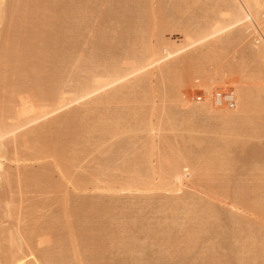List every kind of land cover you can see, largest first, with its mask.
<instances>
[{"label": "rangeland", "instance_id": "rangeland-1", "mask_svg": "<svg viewBox=\"0 0 264 264\" xmlns=\"http://www.w3.org/2000/svg\"><path fill=\"white\" fill-rule=\"evenodd\" d=\"M185 1L187 2L184 7L182 6L181 0H42L41 9H39L37 5H31L27 0L26 2L24 0V3H21L18 9V14L24 16L27 19V22L30 21L31 15L33 17V15L35 14L34 12L38 11L40 14L42 8L44 11L46 10L47 13L42 11V15L45 13L47 16L44 14L45 17H41L43 20L39 25L41 27V30L43 31L44 36L40 40L37 39L39 43L36 40L37 44L34 43L36 44L34 47L42 50V53H44L45 56L46 53L48 54L46 59V57L44 58L43 56L34 54L33 52V55H37V57H43L44 60L46 59V62L44 61L43 64H40L41 62H38L41 67L36 66V62L39 59L42 60L43 58L29 56L28 59L26 58V56H28V52L23 53V51L21 53H15L13 51L9 52L15 53V56L17 57H14V54L11 56L14 59L17 58V60L20 59V63H22L23 57L28 60L26 61L24 59L25 64L27 62L26 65L23 64L24 62L20 65L18 61V64L21 66L20 67L17 63H14L15 60H11V58H8L10 59V61H14L13 63L18 67L16 68L17 71H13L14 68L13 66H11L12 62H10V65H8L9 60L0 62V127L3 126L4 129L8 132L2 139H0V142L2 143L1 160L3 161L4 168H6L4 169L5 172H8L9 175L7 177V180L9 182L0 181V208L4 206L2 207V210L0 209V264H2L3 262V264H7V262L10 263L13 255H15V258H18L19 255H21L22 251L24 253H27V255L23 257V259L26 258L24 259L25 261L28 259V262H30L31 260L34 262H39L40 260V262L43 261L41 264H79L80 261V264H90V262L91 264H249L247 259H249L250 257H248V254L239 253V244L236 243V236L239 235L238 231L242 227L239 224H236L237 221H235V219L233 221L232 219L234 217L233 215L235 214L233 213L235 209L242 207L241 209H243V211L246 213L251 210L248 207H250L251 204H255L253 203L252 199L255 196V190L250 188V190L240 192L239 183L241 184L244 182V180L247 179L249 175L248 172H250L249 170H252L255 166H258L255 168H258V170L262 169V171L264 172V136H261L262 133L264 134V131L260 129L261 127H259L257 130H261V138L258 139L256 137H251L245 140L243 138V141H245V143L246 141L248 142L244 149H242L240 146H236L234 150L229 149L227 153V150L224 152L226 153V157L233 158L230 164L232 170L225 177H223L221 181L211 184L208 189H204L201 184H196V193L194 191V194L190 196L191 198L188 197L186 199H180L177 195H175L172 196L171 201L165 202L164 199L160 198L158 195L156 196L155 193H153L155 195L150 193V190L152 188L159 187L158 185L160 183L155 185V183L159 181V174L157 173L158 170L164 171H161V173L165 174L172 170V168L164 167V165L167 164L164 161L167 159L169 160V158L172 157L169 160L171 162V159L173 160L174 155L175 157L184 158L185 156L182 154H185L184 151L187 150L186 148L188 147H190L189 149L190 151L192 150V152L188 153L186 158H188L189 155L194 158V155H192V153L194 151H199L202 149L195 145L193 141H191L192 143H189V138L192 136L195 137V139H205L206 137L212 138L214 135L210 133L205 134L201 129L192 134L191 132L187 133L188 131H184L183 127L180 126L177 122L178 130L177 132H173V135L170 134V131L160 132L161 136L163 135L165 137H176L172 138V142H170L171 138L167 137L166 139H168V144L167 141H163L165 137H162L161 139L160 135H157L159 134L157 132L158 130L156 132L154 130V132L151 133V131L155 129L156 126H158L156 125V123H154V121H156L155 117H157V114L159 112L156 114L150 113L152 116L154 114L156 115H154V118H150L152 116H150L149 113H147L149 114V116L147 117H144V115H142V117L145 119V123L148 120L147 124L152 122H150V119H154L152 125L154 128L150 129L151 124H149V130H143L144 123L142 122V117H140V109H137L138 102H131L129 104V107H126L120 113H118V108L122 106V104H117V102H114L112 105H110V107L99 108L95 115L93 114L86 117L80 115L81 109L85 105L83 103L72 104L70 107L52 116L36 121H33L31 119V117L33 116L32 111H30V113L32 112V116L28 117L26 116V113H17L26 110L27 107L28 109H34L33 111L35 112L36 110H38L36 109V107L38 106L40 100L44 99L45 97V100H47L48 103L50 101V98H52V101L50 102L54 103L53 100L56 99L54 96L57 97L58 95L55 94L56 91H58V93H63V97L68 101L75 99L79 95L77 92L78 87L81 83H86L88 77L90 76V73L94 72L97 75L96 79H98L99 81L107 79V77L103 75L101 71L103 72V69L106 68L108 64L116 65L117 63L121 62L124 67H130L131 61L129 59L132 56H137L138 51L146 47L147 42L144 38V35L142 36L140 28L142 19L145 18L150 12L147 8L149 7V3H155L154 6L156 5L160 7L164 15L163 18L168 19V21H166L161 29L160 36L162 38L170 37L173 32L180 31L182 27H184L187 23H192L194 26L201 25L202 27L204 26V23H207L209 21V17H213L212 15H210V10L207 12L208 14L205 12L206 10L204 11L206 7L208 9H213V0H198V2L195 0ZM6 3L9 5V9L11 10L15 9L16 5H19L17 4V0H6ZM211 5L212 7H209ZM51 7L53 10L51 9ZM211 14L214 13L212 12ZM207 18H209L208 21ZM6 19V23L2 27H0V56L4 57L8 54V52L6 51V46L9 43L11 35H21L27 29L26 24H24L23 26H17L16 24H14L13 20H11L12 18L10 13L7 14ZM31 20L32 21L30 23L32 24V29L29 28L31 27L29 26V23L27 24V27L29 31L30 29L36 31L38 28H33V24L36 21H33V19ZM127 24L129 26H124ZM35 26L38 27V24ZM29 31L27 33L32 32ZM50 31L53 33V35L52 33H50ZM2 35L7 36H4L2 38ZM48 35H51L52 37ZM24 36L27 39L29 38V34H24ZM121 37L123 38L121 39ZM32 40L33 39L28 41H31V43L35 42V37L34 40ZM20 42V39L12 41L10 47H12V49L20 48V45L22 44ZM240 45L238 46L239 48L237 47L238 49L236 51H239L238 53H240V55L242 56H238V53L234 52V50H231L235 48L229 49V52L227 51L231 54V56L229 54H226V56L228 55L229 58H233V63H235L236 61H242L239 60V58L241 57H245L246 59V55L247 58L251 61V56H253L252 48L248 49V47H246L248 49L247 50L242 46V44ZM249 50L251 52V55L248 54ZM31 53L32 52H30V54ZM53 53H56V55L59 54L57 55L58 57L61 53V57L56 58V55ZM232 54H235V57ZM236 55L239 58H236ZM33 58L36 60V62H32V60H34ZM235 58L238 60H236ZM52 60L53 62H55V64L52 62ZM227 60L231 61L232 59ZM28 63L30 67L28 66ZM31 63H36V65H34L36 67V70H34L35 67H33L34 69L31 68V66H33L31 65ZM197 63H193L192 70H194V64H196L197 67L202 66V64ZM226 63H228H224V65H226V69L230 68V66L227 67L230 62ZM97 65H99L97 67L98 69L96 68ZM24 66L27 68V70H23L26 69L24 68ZM182 67H184V65L181 66V68ZM185 67L189 69L190 65H187ZM185 67L182 68V70H178V72H183V70L186 69ZM197 67H195V69ZM254 67L256 66L254 65ZM199 68L196 70L197 73H190L195 71H192L191 69H189L190 72L189 70L187 72L186 69L185 71L187 73L184 71L185 76L186 74H192V76L194 75L193 77H195V80H197L196 74H200L198 73ZM180 74L174 76L178 77ZM203 75V73L200 74V77L198 78L200 79V81H202L201 79H203V81L207 83V79L205 81L204 77L201 78V76ZM193 77H191L192 79L186 77V79L188 78L186 82H184L185 80L183 79L184 81L182 80V85L179 84L181 85L182 89H186L191 85V87L189 88V90L191 91H185L184 89L182 90V93H185L182 95H186L187 98L183 103L178 104L177 107L184 108V110L180 109L178 111L177 107H169L171 110L173 109V112L177 111V113L175 112L176 114H174V116H171V121L173 119H176L177 117L179 118L180 111H184L186 115H188V113L191 111L190 115H195L196 111L192 112V110H194L196 102L194 103L193 101L195 99H192L191 97H194L193 93H196L197 95L199 90L197 89L196 84H198L200 81L198 79V83L194 82L195 84L192 83L193 81L189 82L190 79H194ZM262 77H264V74ZM7 80H9V82ZM49 80L50 82H48ZM176 81L177 80H175V82ZM187 81L190 84L189 86ZM244 82H250L251 84V82L256 81L255 79L250 78L246 79ZM205 83L200 82L199 85L202 87ZM160 84V81L159 83L153 82L148 84V89H138V91L140 90V93L137 92L139 93L138 100L141 98L140 96L149 94L148 96H146L147 98L145 96V98H143L142 96V98L145 99L144 102H147L144 103L143 99L141 98L145 106L143 111H145L146 108L148 110L151 109L150 104L152 103L148 99L153 96L152 94L157 93V91H159L158 89H161L162 87L166 89V86ZM48 90L55 91V93H53V91H49L50 93L52 92L53 96H46V94L41 95L43 91L47 93ZM147 90L148 94L147 92H145ZM193 90H196V92ZM159 92H162V90H160ZM173 92L174 93H169V96L171 98L174 96L176 97V95L180 92V86H174ZM150 94L152 96H150ZM262 96H264V94ZM47 97L49 98L47 99ZM190 98L192 99V102ZM262 98L263 99L261 104L264 103V97ZM231 99L233 100V98ZM22 100H24L25 102H22ZM190 102L194 104H191ZM23 104H25V107ZM49 104L50 106H48ZM49 104L46 105L47 107H44L41 110L44 112L50 110L52 106L51 103ZM86 104L97 106V104H93L90 102H87ZM20 105L26 109H20ZM189 105H192V108H188L186 110L185 108ZM263 106L261 112L262 110H264ZM16 109H18L17 112ZM170 109L169 112L171 111ZM148 110L143 113H146ZM27 111L29 112V110ZM166 112L167 111H165V113ZM263 112L261 114H263ZM15 113L19 115H16ZM22 113L24 114V116ZM168 113H166V116L168 115ZM16 116H20L21 118L19 117L18 119L16 118ZM22 117H26V119H23ZM34 117L35 115L33 116V118ZM67 117V120L69 122L66 120ZM27 118H30L29 121ZM194 118L195 117L193 116L192 119ZM55 119H58V130L49 129L47 133V126L51 121L54 122ZM258 119L259 120L257 121L261 122V118ZM168 121H170V119ZM262 121L264 125V118L262 119ZM69 123L71 124V126ZM115 124H119L122 127L120 133L117 134L119 135L118 137L117 135L114 136L112 133V129ZM261 124L262 122L260 123V125ZM190 125L196 124L192 123ZM78 126L80 127L78 128ZM41 128L46 131H42ZM192 128L197 130L195 127ZM262 128L264 130V126ZM52 130L56 132L54 133ZM78 130L80 131L78 132ZM65 131L68 134L65 133ZM75 131L76 134L73 138V135L71 134L75 133ZM50 132L51 134H49ZM256 132V136L257 133L259 135V132ZM59 133L62 134L56 136ZM120 134L123 135L120 136ZM153 134L155 135L153 136ZM155 136L156 138H158L159 136L161 141H163V144H161V141L159 139H157L159 141L158 143L157 141L155 142ZM51 137H55L56 139H53V141L51 140ZM153 137L155 138L154 140ZM64 138L66 139L63 140ZM150 138H152V142L154 141L158 145L161 144V146H158V148L156 147L157 144L156 146L151 144ZM174 139L176 141H174ZM187 139L189 140L188 143ZM62 140L65 142H63ZM208 140L209 139H207L205 142L208 143L209 148L213 146H210L211 143H209L213 140L210 139V141L207 142ZM56 141H58V143H56ZM69 141L71 142L69 143ZM50 142L52 145L54 142L55 144L49 147ZM173 142L175 143L173 144ZM44 143L47 144L45 145ZM206 143L203 144L204 146H202L205 147L207 145ZM60 144L64 148L62 146L60 147ZM145 146L151 148L148 149ZM58 147V153V149H55V152H51V148ZM250 147L254 149H251ZM48 148H50L51 150V155H49V153H47L46 151ZM208 148L206 150H208L209 152H211L212 150L216 152L218 150H215L214 148L212 149L211 147L210 151ZM61 149L63 152H60ZM41 150L42 152H44L42 153ZM208 151H206L207 153L204 154H208ZM201 152H205V150ZM201 152L199 154H202ZM214 152L212 151L210 154H213ZM53 153H56L55 156ZM60 153L62 155H60L61 159L59 158ZM194 153L197 154V152ZM44 154H46V156L48 155V157H44ZM166 154H171V156H166ZM143 155L145 159L143 158ZM49 156L54 157L55 162L54 160H52V157L50 159ZM164 156L169 158L165 157V159ZM58 158L61 161H58ZM192 158L190 159L192 160ZM190 159H186L188 164H190ZM142 160L144 163V165H142L143 167H136L138 166V164L141 165L140 161ZM144 160H146V162ZM168 164L169 166L171 165L169 162ZM157 166H159V169L153 170V168H156ZM152 170L154 172H152ZM165 170L167 171L165 172ZM237 175L238 177H236ZM163 176L165 175L163 174L162 177L160 175L159 182H161ZM157 177L158 181L156 182ZM147 181L154 182L153 184L151 182H149L148 184ZM262 186L264 187V182ZM243 198L247 200L246 201L244 199L246 203L248 202L247 204L240 203L241 200V202L244 201ZM82 199L86 201H83ZM249 200L251 201L249 202ZM7 202L8 206L6 205ZM207 203L214 211H211V217L203 215V213H201L200 215H194L195 213L193 214V211L196 209V207L198 209L202 207L199 210H204L207 207ZM170 205L174 206V211H169L168 207ZM240 205L241 207H239ZM65 207L67 209H65ZM74 207L76 209H74ZM78 208H81L80 210H82V212ZM6 209L7 211L9 209L11 218L8 214H6ZM189 209L190 213L192 211V214H189ZM65 210L67 213H69L68 210L71 212V215H65L70 217V219L64 216ZM77 210L79 211V213ZM206 210L207 209H205V211ZM2 212L5 215H3ZM72 212L74 213V216H72ZM90 212H94L93 218H91V215L93 214H91ZM183 212L188 213L185 214ZM85 213H87L86 217L89 218L85 217ZM89 213L90 215H88ZM78 214H80V216H78ZM247 216H249L250 218L252 216L256 217V215H252L249 213L247 214ZM72 217L78 218L80 220L76 223L78 219L75 221L73 218V221ZM188 217H190V219ZM65 218L67 220H65ZM83 218L84 221L82 222ZM186 218H188L189 220H187ZM70 220L72 221L71 224H74L75 222L74 226L76 227L74 228L72 226L73 230H71L70 228ZM95 221L98 224L95 223ZM165 221L168 223V225L167 223L165 224ZM94 224L98 225L99 227L103 224V226H101V229L96 228L95 231V228L93 229V227L95 226ZM7 226L9 229L7 228ZM104 227L105 230L103 229ZM67 228L69 229V231ZM9 230L10 232H8ZM82 230L84 231L82 232ZM94 233L98 234H96V238L94 236ZM189 234L192 235V243L190 244V249L187 250L184 245V239ZM92 236H94L95 240L99 238L97 244L94 243L93 246L92 242L94 241V239H90L93 238ZM260 236V234L257 235V238L259 237L260 241L255 239L254 242L256 243L254 245H258L259 242L263 241V243H259L258 249L260 251L263 249L262 251H264V238L262 239V237ZM84 237L88 238L87 242L86 240H84L86 239ZM81 238H84V243L88 244H84V248ZM12 240L14 242V245L17 242V246L19 245L20 247V250L17 251V253H15L17 249H15V251L13 249L11 250V248L14 247V245L13 247L11 246ZM161 240H163L164 242H161ZM94 245L96 247H99L97 248L98 250ZM66 246H68L69 248H67ZM71 246L75 250L72 249ZM87 246H89V249H87ZM100 247H102L103 250H99ZM38 248L41 250H39ZM83 249L87 250V252H85ZM93 249H95V251ZM90 250L93 251L91 252V255L94 256L93 258L90 255ZM99 251H101V255L100 253H98ZM73 252L76 253V260L74 259L75 257L73 255ZM49 253L52 255V258L50 257ZM92 253H96L98 256H95V254ZM54 254L57 257H55ZM68 257L70 259L69 261ZM86 257L89 258L90 262L87 261L88 259ZM259 261L261 262V264H264V259H257L256 264H260Z\"/></svg>", "mask_w": 264, "mask_h": 264}, {"label": "bare ground", "instance_id": "bare-ground-1", "mask_svg": "<svg viewBox=\"0 0 264 264\" xmlns=\"http://www.w3.org/2000/svg\"><path fill=\"white\" fill-rule=\"evenodd\" d=\"M23 1L24 0H17V4H19V5H16L15 9H12V10L8 9V13L11 14V18H12L11 20H13L14 24H16L17 26H23L24 24H26V28L27 29L25 28L26 31L23 34H21V35H19V34L18 35H13V36L11 35L9 43L6 46V51L8 52V54L5 57L4 56H0V62H4V60H6V61L9 60L8 61L9 63L7 62L8 65H10V62H12L11 66H13V68H14V70L12 69L13 71H15L16 68H18L14 63L18 64V61L20 60V59L17 60V58L16 59L12 58L11 55H13V54H14L13 55L14 57H17V56H15L16 52H20V53L22 51H23V53H27L28 52V56H26V58H28V59H29V56H34L36 58H43V57L45 58L46 57V59H47V54H48V53H46V56H45L44 53H42V50L37 49L36 47H34L37 44L36 40L37 39L40 40L44 36L43 31L41 30V27L39 25L41 24V22L43 20L41 17H43V16L45 17L46 14L44 13L45 15L44 14L42 15V13H43L42 11H44L43 8H42V11H41L40 14H39L38 11L34 12L35 13L34 14L35 17H34V15H33V17L31 15L30 21L27 22V19L24 16H21V15L18 14L19 6L21 5V3H24ZM27 1L31 5H35V6L37 5L38 8L41 9V5H42L41 1L42 0L41 1L40 0H27ZM181 1H182V6L185 7V4H186L187 1H185V0H181ZM195 1L198 2V0H195ZM25 2H26V0H25ZM120 4H121V2H120ZM154 4L149 3V5H148L149 7H147V8H148V10L150 12L141 21L140 30L142 32V36L144 35V38L146 39V42H147L146 43V47L144 49L139 50L138 53H137V56H132L129 59L131 61L130 62V67H124L121 62L117 63L116 65L108 64L106 66V68L103 69V72L101 71V73L103 75H105L107 77V79H103V80L99 81L98 79H96L97 75L94 72L90 73V76L88 77L86 83H81L80 86L78 87V89L76 88L79 95L75 99H73L71 101H68L66 98L63 97V93L60 92L61 93L60 94V93H58V91H56V93H55L54 90H48V92L46 91L47 93H45V91H43V93H41V95L46 94V96H48V95L49 96H53L52 92L50 93L49 91H53V93H55L56 95L57 94L59 95V96L57 95V97L54 96L56 98V99L53 100L54 103L50 102V101H52V98H50L49 103H51V106H52L50 110L45 111V112L41 110L42 108L47 107L46 105L49 104L48 101L45 100L46 97L44 95L45 98L40 100L38 106L36 107V109H38V110H36L37 112L36 111L34 112L33 111L34 109L33 110L31 108L28 109V107H27V109L23 108L21 105H20L21 106L20 109H26V110L17 112L18 109H19L18 108V109H16V112L19 113V114H21V112H23L24 114L26 113L27 117L35 115V117L33 118V116H32L31 119L33 121H36V120H40V119H44V118H47L49 116H52V115H54V114H56V113H58V112H60V111H62L64 109L70 107L72 104L83 103L85 105L81 109L80 115L86 117V116L93 115V114L95 115V113L99 110V108H102V107L103 108H108V107H110V105H112L114 102H117V104H122V106H120L119 108L117 107L118 108V113H120L126 107L128 108L129 104L131 102H138L137 109H140V113H141L140 117H142V115H144V117H147V116H149L150 113H155L156 114V113L159 112L157 114V117H155L156 116L155 114H154L155 116L154 115L152 116L150 114V116H152L150 118H154V117L156 118V121H154V123H156V125H158V126L155 127V129H153L151 131V133H153L154 130H155V132L158 130L157 132L159 134H157V135H160V132H162V131L163 132L164 131H170L171 133L170 132L169 133L171 135H173L172 133L173 132H177V130H178L177 129L178 128L177 122H178L179 125L183 127L184 131H188L187 133L191 132V134H192V133H194V132H196V131L201 129V130H203V133H205V134L206 133H210V134L214 135L215 137L214 136L212 138L211 137L210 138L206 137L205 139L206 140L209 139L207 142H209L210 139L214 141V143H213V141H211L209 143H211L210 146L213 145V146H211L212 149L213 148L215 150L218 149L216 152H214V150H212L214 153H217V154H214V153L210 154L212 152L211 149H210L211 147L208 148V143L205 142L206 141L205 139H195V137L191 136L189 138L190 142L187 139V143L188 142L192 143L191 141H193L195 145H197L199 148L202 149V150H199L200 152L204 151V150H205V152H201L202 154H199L200 153L199 151H194V152H197V154H199V155H197L196 153L193 152L192 155H194V158H192L191 155H189L188 158H186L188 153L192 152V150L190 151V149H189L190 147L186 148L187 150L184 151L185 154H182V155H184L185 156L184 158H186V159H190V158H192V160L194 159L193 161L190 159V164H188L187 160L184 159L183 157H175V155H174L173 156V160L171 159V162H170L169 160H170V158H172V157H170L171 154L170 155L166 154V156L168 155L170 158L164 156V158L165 157L169 158V160L168 159L165 160L166 158L164 159L165 160L164 162L167 163L166 165L168 166L167 167L166 165H164V167L172 168V170L169 169L170 171L168 173H166V174L165 173H161L162 170L161 171L158 170V172L156 171L159 174L158 175L159 176V181H160V175H161V177H162L163 174L165 176H163V178L161 179V182L158 181V177H157L156 182L157 181L158 182L155 183V185L160 183L158 185L159 187L152 188L150 190V193H152V194L155 193L156 196L158 195L160 198L164 199L165 202H168V201H171L172 200V196H175V195H177L178 198H180V199H186L188 197L191 198L190 196L192 194H194V191L196 193V190H195V188L197 187L196 184H201V186H203L204 189H208L211 186V184H213L215 182H218V181H221L223 179V177H225L232 170L230 164H231L233 158L225 156L226 153L228 152V150L229 149H233L234 150L236 146H240L242 149H244L248 142L246 141V143H245V141H243V138H244V140L248 139V138H251V137H256V138L259 139V138H261V136H264V134L261 132V130L264 131L263 128H262L264 126L263 125V121H262V119L264 118V112H263L264 110H262L263 114H261L262 113L261 109H263L262 106L264 105V103L261 104L262 103V99H263L262 97H264V96H262L264 94L263 93V91H264L263 90L264 89L263 88L264 87V77H262L263 74H264L263 73L264 72V23H262V22H264V9H262L261 7L258 6V5L264 4V0H213V4H214L213 5V9H210V8L208 9L207 7L204 9V11L206 10L205 11L206 13L210 10V15L213 16V17H209L210 19L207 18V21H208V19H209V21L208 22L206 21L207 23H204L203 24L204 26H202V27H201V25L200 26H198V25L194 26L192 23H187L184 27H182V29L180 31L173 32L172 35L170 37H168V38H162L160 36L162 26L166 23V21H168V19L167 18H163L164 15H163V12L161 11L162 9L160 7H158V6H156V5L154 6ZM179 6H180V4H179ZM179 6H177V7H179ZM209 7H212V5L209 6ZM70 8H72V7H70ZM51 9H52V7H51ZM44 12H46V10ZM50 12H52V11H50ZM179 12H182V11H179ZM212 12L214 14H211ZM36 13H37V16H36ZM31 19H33V21H36L33 24V28L34 27L38 28L37 29L38 31L37 30L36 31L35 30L34 31L31 30L32 29V24L30 23L32 21ZM6 20L7 19L5 18L4 20L0 21V27H2L6 23ZM28 23H29V26H31V27H29V28H31L30 31H29V29L27 27ZM37 24H38V27L35 26ZM124 26H129V25L127 24V25H124ZM28 31L29 32L32 31V32L31 33H27ZM52 31H53V29H52ZM36 32H38V33H36ZM56 32H58V31H56ZM50 33H52V32L50 31ZM24 34H26V35L29 34V38L30 39L29 38L28 39L25 38ZM52 35H53V33H52ZM4 36L6 37L7 35H2V38ZM45 36H46V34H45ZM48 36H51V35H48ZM34 37H35V40H34ZM122 38L123 37H121V39ZM19 39L21 40L20 43H22L20 45V48L12 49V47H10L11 42L19 40ZM31 39H33L35 41V42H32L33 44L31 43V41H28V40H31ZM37 42L39 43L38 40H37ZM34 43H36V44H34ZM240 44H242V46L245 49H247L246 47H248V49L252 48L253 56H251L252 57L251 61L247 58V55H246V59L248 61L245 59V57L244 58L243 57H241V58L238 57V56H242V55H240V53H238L239 51H236L239 48L238 46ZM243 44L246 45V46H244ZM31 45H32L33 48L31 47ZM231 48H235V49H231ZM229 49L234 50V52L238 53L239 55L238 56L236 55L237 56L236 58H239V60H242V61L238 62V61H236L238 59L235 58L236 62L233 63L234 62L233 58H231V57L229 58L228 55L226 56V54H229L231 56V54L228 53ZM11 51H13L15 53H9ZM30 52H32V53L30 54ZM33 52H34V54H37V55L39 54V55H41L43 57H37V55H33ZM250 53L251 52L249 50L248 54L251 55ZM53 54L56 55V53H53ZM57 55H59V54H57ZM57 55H56V58L61 57V53H60L59 57ZM232 55L235 57V54H232ZM48 57H49V55H48ZM8 58H11V60L12 59L15 60V62L14 61H10V59H8ZM44 58L42 60L39 59L37 62L33 58L34 60H32V62L33 61L36 62L37 65H36V63L35 64L31 63V65H33V66H31V68L34 69L33 68V67H35L34 65L40 66L38 62H41L40 64H43L44 61L46 62V59L44 60ZM24 59L25 58L23 57V59H22V63L24 62L23 64H25V60H26V59L25 60ZM52 59H53V55H52ZM227 59H230V60L232 59L231 60L232 63H231V61H228ZM54 60H55V58H54ZM59 60H61V59H59ZM26 61H28V60H26ZM48 61H49V59H48ZM20 62L21 61H19V63ZM29 62H30V60H29ZM52 62H53V60H52ZM52 62H49V63H52ZM55 62H56V60H55ZM55 62H53V63L55 64ZM194 62H196V63L198 62V63L202 64V66H199L201 68L197 67L196 64H194V66L197 67V68L195 69V67H194L195 71L192 70V68H193L192 65H193ZM226 62H230V64L227 65V67L230 66V68H228L229 70L226 69V65H224V63L228 64ZM22 63H20V65ZM26 64H27V62H26ZM253 64L256 67H254ZM20 65L18 64V66H20ZM183 65H184V67L187 66V65H190L189 69H191L194 72H190V70L187 67H185L187 69V72L189 70L190 73H197L196 70L199 68L198 73H200V74L203 73L205 75V76L204 75L201 76V78L204 77L205 81L207 79V83H205L203 81V79H201L202 81H200V79L198 78V77H200V74L199 75L196 74L197 80L199 79L200 82L205 83V84H203L204 88H203V86L201 87L199 85L200 82L198 83L197 80H195V77H193L194 75L192 76V74L191 75L190 74H188V75L186 74V76H185V72H186L185 70L186 69H184L183 72L181 71L182 73L178 72V70H180V69L182 70V68H184V67L181 68V66H183ZM28 66L30 67L29 63H28ZM98 66L99 65H97L96 68ZM24 68H26V67L24 66ZM21 69H23V68H21ZM224 69H226V70H224ZM23 70H27V68L23 69ZM34 70H36V67H35ZM177 74H180V75L178 77H176ZM174 75H176V76H174ZM184 76H185V78H184ZM186 77H188V78L193 77L194 78L193 80H191L192 79L191 78L190 81L189 80L188 81L189 82L193 81L192 83H194V82L198 83L196 85H197V89L199 90L198 93L201 96V100L197 101L196 96L198 95V93H197V95H196V93H193V91L196 92L197 89L192 91L194 97H191V98L196 100V101L195 100L193 101L194 103L196 102V104L194 106L195 107L194 110H192V112L196 111L195 115L193 114V116L195 118L192 119L193 116L190 115L191 111L188 113V115H186V113L184 111L183 112L180 111L179 112L180 116L177 114L179 116V118L177 117L176 119H173L171 121V116H174V114H176L177 111L173 112V109L171 110L170 106H173L172 108H174V107L176 108L178 104L183 103L186 100V98H187L186 95H182V94H185V93H182V90L184 88L183 89L181 88L182 80L184 79L185 81L184 80L183 81L186 82V80L188 79V78L186 79ZM232 77H234V78H232ZM237 78H239V79H237ZM250 78L251 79H255L256 82H251V84H250V82L249 83L248 82H246V83L244 82L246 79H250ZM172 79L173 80L175 79L177 81L175 82V80L173 81ZM10 80H12V79H10ZM7 81L9 82V80H7ZM159 81H160L161 84H163V86H166V89L164 87H162L161 89H158L159 91L162 90V92L157 91V93L152 94L153 96L150 94V96H152V97L149 96L150 98L148 100H150L151 103H152V104H150L151 105V109L148 110L146 108L145 111L148 110V111H151V112L147 111L146 113H143V112H145V111H143L144 107H145L144 104H143L145 99H143V98H145L149 94H148V90H147L145 92H147L148 95H144L145 97L142 95L143 98H142V96H140L143 99V102H142L141 98L138 100V94L140 93V90L138 91V89L139 88H142V89L145 88L146 89L148 84L153 83V82L159 83ZM48 82H50V80ZM189 82H188V86L190 85ZM45 83H46V81H45ZM179 84H181V85H179ZM176 85L180 86V92L176 95V97L174 96L175 98L174 97L171 98L169 96V93H171V92L174 93L175 92V91L173 92V90H174V86H176ZM190 87H191V85L189 87H187L188 89L186 88L184 90L187 91V90H189ZM201 88H203V89H201ZM175 89H176V87H175ZM189 91H191V90H189ZM201 91H203V92H201ZM137 92H139V93H137ZM149 92H150V90H149ZM228 93H229V95H228ZM136 94H137V96H136ZM48 98L49 97H47V99ZM191 98H190V100L192 102ZM231 98H233V100ZM28 101H29V99H28ZM22 102H25V101L22 100ZM87 102H90V103H93V104H97V106L87 105L86 104ZM145 102H147V101H145ZM194 103H191V104H194ZM23 105L25 107V104H23ZM48 106H50V104ZM149 108H150V106H149ZM177 108H178L177 109L178 111L180 109L184 110V108H181V107H177ZM188 108H192V105L191 106L190 105L187 106L185 109L187 110ZM169 109L171 110L170 112H169ZM27 110H29V112ZM141 110H142V112H141ZM30 111H32L33 114H32V112L30 113ZM165 111H167L166 113L169 112L168 115H170V116H168V115L166 116ZM147 113H149V114H147ZM19 114H16V115H19ZM24 114H23V116H24ZM262 115H263V118H262ZM20 116H22V115H20ZM20 116H16V118L19 119ZM164 116L169 118L170 121H168L169 119H167ZM187 116H189L190 119ZM201 116H203V117H201ZM259 116H261V117H259ZM70 117H71V115H70ZM258 118H261L260 119L261 122H262L261 125H260L261 122L257 121V120H259ZM23 119H26V117H24ZM27 119L29 121L30 118H27ZM67 119H68V117L66 118V120ZM96 119H98V118H96ZM142 119H143L142 122L144 123L143 130L148 131L149 130L148 127H150L149 124H151L150 129L154 128L152 126L154 119H152V120L150 119V122L151 121L152 122L148 123V124H147V122H148L147 118H146V120H147L146 123H145V119L143 117H142ZM158 119H159V121H158ZM57 120L58 119H55L54 122L51 121L48 126L46 125L48 127V129L45 128L47 131L41 128L42 131L44 130V131H46L48 133L49 129L58 130L59 123L57 122ZM66 120H65V122H66ZM157 121H158L159 124L157 123ZM192 123L196 124V125H190ZM119 124H115V126L112 129L113 130L112 133H113L114 136L119 134L121 129H122V127L120 126L121 124L120 125ZM107 125H108V123H107ZM70 126H71V124H70ZM79 127L80 126H78V128ZM192 127H195L197 130L193 129ZM259 127H261L260 128L261 130L257 131ZM64 130H65V128H64ZM80 130H78V132ZM256 131L259 132V135H258V133ZM53 132H52V134H53ZM255 132L257 133V136H256ZM7 133H8L7 130H5L3 126L0 127V139H2L4 137V135H6ZM65 133H67V132L65 131ZM44 134H45V132H44ZM49 134H51V132ZM60 134H62V133H59L57 135L55 134V135L59 136ZM75 134H76V131H75V133L71 134V135H73V138H74ZM260 134H261V136H260ZM121 135H123V134H120V136ZM154 135L155 134H153V136ZM118 136L119 135H117V137ZM162 137L164 138L165 136H163V135L161 136L160 135L161 139H162ZM167 137L168 136H166L163 141H167L168 140V139H166ZM51 138H50L51 140L56 139L55 137H51ZM78 138H80V137H78ZM155 138H156V136H155ZM155 138L153 137V140ZM160 138L158 136V138H156L155 142L156 141H157V143L159 142L157 139H159L161 141ZM170 138H171L170 142H172V140H173L172 138H176V137H170ZM65 139L66 138H64L63 140H65ZM151 139L152 138H150V141H151L150 143L156 146L157 143H155L153 141L155 143L154 144ZM69 140H71V139H69ZM163 141H161V144H163L162 143ZM174 141H176V140L174 139ZM51 142H50V146L48 144L49 147H51V146H53L55 144V142H54L53 145H52ZM63 142H65V141H63ZM70 142L71 141H69V143ZM56 143H58V141H56ZM59 143H60V140H59ZM167 143L169 144L168 141H167ZM174 143L175 142H173V144ZM205 143L207 145L205 147H203L204 146L203 144H205ZM61 144H62V142H61ZM61 144L59 145L60 147L62 146ZM161 144H159V145L157 144L156 147H158V146L160 147ZM232 145H234V146H232ZM1 146H2V143L0 142V181L2 182V181H8L7 177L9 175H8V172H5L4 169H6V168H4L3 161L1 160V154H2ZM145 147H147V146H145ZM42 148H44V147H42ZM147 148L150 149L151 147L150 148L147 147ZM164 148H165V146H164ZM207 148L211 152L206 150ZM250 148L254 149L252 147H250ZM48 149H49V152H48ZM48 149L47 150L45 149V150L47 151V153H49V155H51L50 154L51 150H50V148H48ZM51 149H52L51 152H53L55 149H58V151L56 150L57 153L59 152V147L58 148H51ZM42 150H41V152H42ZM206 151H208V154H204V153H207ZM225 151H226V153H224ZM60 152H63L62 149L60 150ZM255 152H256V150H255ZM39 153H40V151H39ZM53 154L55 156L56 153H53ZM247 154H249V153H247ZM60 155H61V153L59 154V158L61 159L62 155L61 156ZM45 156H46V154H44V157ZM195 156H197V157H195ZM46 157H48V155ZM51 157H50V159H51ZM59 158H58V161L60 160ZM143 158H144V155H143ZM52 160H54V162H55V158L54 157H52ZM144 161L146 162V160H144ZM166 161H168L171 165L169 166L168 162H166ZM46 162H47V160H46ZM140 162H141L140 163L141 165L138 164V166H136V167H139V166L143 167L142 166V165H144L143 160L140 161ZM254 162H256V161H254ZM161 167H162V165H161ZM255 167H258V166H255ZM255 167H253L252 170H249L250 172H248L249 175H248L247 179L244 180L243 183H241V184L239 183V189H240L239 191L240 192H245L246 190H250V188L255 190V196L256 195L257 196L256 197L254 196L255 198L254 197L252 198L253 199V203H255V204L254 205L251 204V206L248 204L250 206L248 208H250L251 210L248 209L249 211L246 212V213L243 211V209H241L242 207L240 205L239 207H241V208L235 209V211H237V212L233 211V213H235L233 215L235 218L233 217V219H232V221L235 219V221H237L236 224H239L242 227L240 230L238 229L239 230L238 231L239 235L236 236L237 239L235 237L234 238L236 239V243L239 244V248L240 249H239L238 252L241 253V254L242 253L248 254V257H250L249 259H247L249 264H256L257 259H260V258L264 259V251H262L263 249L261 251L258 249L259 243L261 244V243H263V241L259 242L258 245H254L256 243V242H254L255 239L260 241L259 237L257 238V235L260 234L261 235L260 237H262V239L264 238V187L262 186L263 182H264V172L262 171V169L258 170V168H255ZM140 168H138V169H140ZM154 169H159V166H157L156 168L154 167L153 170ZM246 169H247V167H246ZM153 170H152V172H154ZM135 171H136V168H135ZM166 171L167 170H165V172ZM162 172H164V171H162ZM236 177H238V175ZM102 182H103V180H102ZM149 182H151L153 184L154 181H149ZM149 182H148V184H149ZM6 183H4V184H6ZM59 185H61V184H59ZM57 187H59V186H57ZM155 194H153V195H155ZM244 199L245 198H243V200ZM245 200L243 202H241L242 201L241 200L240 203L247 204L248 202L246 203ZM83 201H86V200H83ZM250 201L251 200H249V202ZM6 205L8 206V202H7ZM61 205H62V203H61ZM206 205H207V207L205 206L206 207L205 209H207L206 211H205V209L204 210L203 209L199 210L202 207L199 208V209L196 207V209L193 211V214L195 213L194 215H196V214L200 215L201 213H203V215L210 216L212 214L211 211H213V209H211V206L208 203ZM2 207H4V206H2ZM2 207L0 208L1 210H2ZM65 209H67V208L65 207ZM74 209H76V208L74 207ZM168 209H169V211H174L175 210L173 205H170L168 207ZM6 211H7V209H6ZM80 211L82 212V210H80ZM68 212L69 213H67L66 210H65L64 211V216L67 215V214L71 215V212L69 210H68ZM4 213H6V212H4ZM78 213H79V211H78ZM90 213L88 215H90ZM183 213L187 214L188 212H183ZM248 213L252 214V215H256V217L252 216L250 218L249 216H247ZM2 214H3V212H2ZM6 214H8L9 217L11 218L9 209H8ZM91 214H93V215H91L92 216L91 218H93L94 212H92ZM189 214H192V211L190 213V209H189ZM3 215H5V214H3ZM95 215H97V214H95ZM72 216H74L73 212H72ZM78 216H80V214H78ZM86 216H87V213H85V217ZM65 217H68V216H65ZM7 218H8V216H7ZM68 218L70 219V217H68ZM73 218L74 217H72V220H73ZM84 218H83L82 222L84 221ZM86 218H89V217H86ZM188 218L190 219V217H188ZM188 218H186V219L189 220ZM77 219L78 218H74L75 221ZM65 220H67V219L65 218ZM79 220L80 219H78L76 221V223ZM71 222L72 221L70 220V224H71ZM95 223H97V222L95 221ZM166 223L167 222L165 221V224ZM74 224H75V222H74ZM74 224H71V227L69 226L71 228V230H73L72 229L73 227L74 228L76 227V226H74ZM99 225H101V224H99ZM167 225H168V223H167ZM97 226L98 225H95L93 227V229L95 228V231H96V228H100L101 229L102 228L101 226H103V224L100 227L99 226L97 227ZM7 228H8V226H7ZM103 229L105 230V227ZM68 231H69V229H68ZM83 231L84 230H82V232ZM8 232H10V230ZM8 232H7V234H8ZM11 232H12V230H11ZM96 234L94 235L95 238H96ZM161 234H162V232H161ZM262 234H263V236H262ZM12 235H14V234H12ZM83 236H84V234H83ZM94 236H92L93 238H90V239H94ZM13 237H12V239H13ZM191 237H192V235L189 234L184 239V245H185L187 250H189L190 247H191L190 246V244L192 243L191 242ZM84 238H86V239H84ZM84 238H81L82 242H83V248H84V244H86V243H84L85 241H83V239L86 240V242L88 240L87 237H84ZM7 239H8V237H7ZM98 239L97 240L94 239L95 242L94 241L92 242V246H93L94 243L97 244V242L99 241ZM78 240H79V238H78ZM161 242H164V241L161 240ZM11 244H9V245H11L13 247V245H14L13 240H12ZM15 245H14L13 248H11V250L13 249L15 251V249H17L16 252H15V253H17V251L20 250V247H19V245L17 246V242H16ZM71 245H72V243H71ZM86 245H88V244H86ZM161 245H163V244H161ZM175 245H176V243H175ZM32 246H34V245H32ZM78 246H79V244H78ZM17 247H19V248H17ZM66 247L69 248L68 246H66ZM87 247H88L87 249H89V246H87ZM71 248H72V246H71ZM97 248H99V247H96V249ZM72 249H74V248H72ZM39 250H41V249H39ZM63 250H64V248H63ZM68 250H66V251H68ZM91 250H90V255H91V252H93ZM93 250L95 251V249H93ZM99 250H103L102 247H100ZM14 251H11V252H14ZM84 251L87 252V250H84ZM35 253H36V251H35ZM96 253H92V254H95V256H96L97 255ZM98 253H100V255H101V251H99ZM12 255H13V253H12ZM73 255L75 257L74 259L76 260V253L73 252ZM20 256L21 255H19V257ZM51 256L52 255L50 254V257ZM54 256H55V254H54ZM19 257L15 258V255H13V257L11 258L10 263L7 262V264L8 263L9 264H14V262H15V264H18ZM55 257H57V256H55ZM91 257L93 258L94 256L91 255ZM95 258H97V257H95ZM24 259H26V258H24ZM87 259H88L87 261H89V258H87ZM69 260L70 259L68 257V261ZM95 260H97V259H95ZM45 261H46V259H45ZM68 261H67V263H68ZM39 262H40V260H39ZM42 262L43 261H41L40 264ZM51 262H52V260H51ZM63 262H64V260H63ZM80 263H81V261H80ZM208 263H211V262H208ZM259 263L261 264L260 261H259ZM30 264H38V262H34V261L31 260ZM90 264H91V262H90ZM232 264H234V263H232Z\"/></svg>", "mask_w": 264, "mask_h": 264}, {"label": "snow or ice", "instance_id": "snow-or-ice-1", "mask_svg": "<svg viewBox=\"0 0 264 264\" xmlns=\"http://www.w3.org/2000/svg\"><path fill=\"white\" fill-rule=\"evenodd\" d=\"M262 9H264V4L258 5ZM9 5L6 3V0H0V21L4 20L7 17L8 14ZM264 23V22H262ZM27 255V253L21 252V256L18 260V264H30V262H26L23 257ZM15 264V262H14ZM39 264V262H38Z\"/></svg>", "mask_w": 264, "mask_h": 264}, {"label": "built area", "instance_id": "built-area-1", "mask_svg": "<svg viewBox=\"0 0 264 264\" xmlns=\"http://www.w3.org/2000/svg\"><path fill=\"white\" fill-rule=\"evenodd\" d=\"M196 98H197V101H200L201 100V96H200V94L198 93V95L196 96ZM229 104V103H228Z\"/></svg>", "mask_w": 264, "mask_h": 264}]
</instances>
